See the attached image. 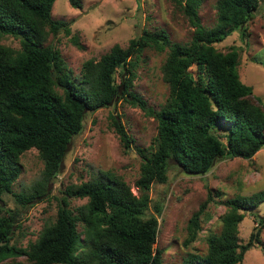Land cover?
Here are the masks:
<instances>
[{
  "label": "trees",
  "instance_id": "obj_1",
  "mask_svg": "<svg viewBox=\"0 0 264 264\" xmlns=\"http://www.w3.org/2000/svg\"><path fill=\"white\" fill-rule=\"evenodd\" d=\"M68 1L82 7V0ZM174 1L193 27L188 42L170 40L161 28L143 30L126 47L114 44L98 60H86L76 76L60 51L46 43L50 34L70 33L68 22L51 16L55 0H0V36L20 42L18 50L0 44V195L12 191L22 171L20 155L33 147L44 164L41 179L27 195L15 196L27 204L45 195L87 112L123 99L157 120L152 146L136 147L142 159L138 194L109 172L70 186L55 221L28 248L10 244L16 216L0 207V264H163L162 251L154 246L162 207L154 205L157 215L149 212V190L154 182L166 181L170 160L185 174L203 175L219 159H251L264 147V110L251 100L252 87L239 79V53L215 47L234 31L246 34L261 0H217L212 27L201 22L200 0ZM73 42L81 47L76 36ZM146 48L168 49L161 69L169 94L158 110L148 108L133 90ZM111 121L124 148H131L134 140L122 122L114 116ZM70 197L86 202L73 210ZM212 198L209 191L190 216L185 243L197 237ZM221 201L226 211L220 231L207 236L204 254L189 253L181 264H237L254 244L263 245L264 217L254 214L257 222L245 244L239 241L238 224L264 201V190ZM16 256L27 261H5Z\"/></svg>",
  "mask_w": 264,
  "mask_h": 264
},
{
  "label": "rangeland",
  "instance_id": "obj_2",
  "mask_svg": "<svg viewBox=\"0 0 264 264\" xmlns=\"http://www.w3.org/2000/svg\"><path fill=\"white\" fill-rule=\"evenodd\" d=\"M81 8H74L68 0H55L51 16L70 25V33L50 34L46 41L57 48L67 67L80 75L86 60H98L114 44L126 47L129 40L143 30H165L174 42L186 43L193 33L187 16L174 0H82ZM217 0H200L198 14L202 24L214 26ZM76 36L81 47L73 42ZM0 44L14 50L20 49L19 39L1 35ZM215 47L227 52L234 47L239 53L237 67L242 83L252 87L251 100L264 110V0L247 23V31L240 36L234 31ZM168 49L158 52L146 48L136 69L133 90L145 101L148 108L158 110L165 103L169 87L162 77V65ZM195 70V69H193ZM258 98V100H257ZM111 116L117 117L133 138L131 148L125 149L116 133ZM157 135V120L138 105L119 100L107 107L87 112L82 131L75 135L62 162V168L47 193L31 203L17 200L15 195H27L41 179L43 161L36 148L24 151L19 158L21 174L13 183L10 193L0 195V207L10 209L16 223L10 244L28 248L39 237L45 225L55 221L57 211L65 197V190L109 172L123 179L133 193L138 194L135 181L140 173L141 157L136 147L149 148ZM264 190V147L251 159H219L203 175H188L170 160L165 182H154L149 190V212L157 215L154 205L162 207L157 215L158 235L155 247L162 251L163 264H181L189 253L204 254L207 236L221 229V216L226 206L221 200L237 195H251ZM211 191L213 198L201 216V229L197 237L188 238L187 224L190 216L206 201ZM69 208L84 204L86 198L70 197ZM264 217V201L252 212H245L238 224V237L245 244L257 219ZM81 230L82 228L79 227ZM260 239L263 245L254 244L237 264H264V227ZM27 261L25 256L5 260Z\"/></svg>",
  "mask_w": 264,
  "mask_h": 264
}]
</instances>
